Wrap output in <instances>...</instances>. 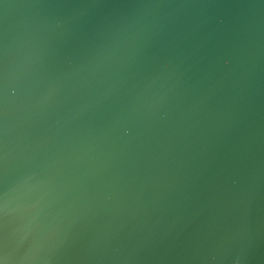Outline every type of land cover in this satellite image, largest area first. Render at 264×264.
<instances>
[{
    "label": "water",
    "instance_id": "obj_1",
    "mask_svg": "<svg viewBox=\"0 0 264 264\" xmlns=\"http://www.w3.org/2000/svg\"><path fill=\"white\" fill-rule=\"evenodd\" d=\"M264 264V0H0V261Z\"/></svg>",
    "mask_w": 264,
    "mask_h": 264
},
{
    "label": "clouds",
    "instance_id": "obj_2",
    "mask_svg": "<svg viewBox=\"0 0 264 264\" xmlns=\"http://www.w3.org/2000/svg\"><path fill=\"white\" fill-rule=\"evenodd\" d=\"M0 264H4V261H0ZM233 264H239V258L234 259Z\"/></svg>",
    "mask_w": 264,
    "mask_h": 264
}]
</instances>
